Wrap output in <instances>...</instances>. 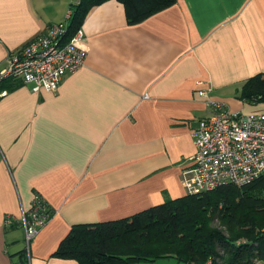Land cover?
Segmentation results:
<instances>
[{"label":"crops","instance_id":"obj_1","mask_svg":"<svg viewBox=\"0 0 264 264\" xmlns=\"http://www.w3.org/2000/svg\"><path fill=\"white\" fill-rule=\"evenodd\" d=\"M79 3L0 0V72ZM79 27L84 64L55 91L0 82V264H77L54 256L74 225L186 196L192 130L264 74V0H174L136 23L106 0ZM35 195L52 215L27 252L20 218Z\"/></svg>","mask_w":264,"mask_h":264},{"label":"trees","instance_id":"obj_2","mask_svg":"<svg viewBox=\"0 0 264 264\" xmlns=\"http://www.w3.org/2000/svg\"><path fill=\"white\" fill-rule=\"evenodd\" d=\"M80 0L70 33L93 6ZM131 23L174 0H118ZM23 83V82H21ZM241 98L264 103V74L249 78ZM52 214L49 215V218ZM217 218L219 224H212ZM54 256L77 264H254L264 262V174L249 185H226L183 196L132 216L71 227Z\"/></svg>","mask_w":264,"mask_h":264},{"label":"built area","instance_id":"obj_3","mask_svg":"<svg viewBox=\"0 0 264 264\" xmlns=\"http://www.w3.org/2000/svg\"><path fill=\"white\" fill-rule=\"evenodd\" d=\"M85 57L83 30L79 27L70 33V23H53L43 35L9 56L0 72V82L15 79L33 92L55 91L62 77L80 68ZM199 94L206 96V91ZM215 107L218 112L200 120L191 133L195 153L181 172V183L189 196L226 185L243 187L264 174V110L244 115L225 110L222 105ZM50 214L42 197L35 195L30 211L20 218L27 252ZM5 222L9 227L12 218L6 217Z\"/></svg>","mask_w":264,"mask_h":264},{"label":"rangeland","instance_id":"obj_4","mask_svg":"<svg viewBox=\"0 0 264 264\" xmlns=\"http://www.w3.org/2000/svg\"><path fill=\"white\" fill-rule=\"evenodd\" d=\"M57 23V22H56ZM244 101V102H243ZM228 108L225 110H235V109H244V111L238 110V112H241L244 115H248L251 113L258 112L262 109H264V103L260 101H253V100H244L241 98V96L233 97L230 104L227 106ZM234 107V108H232ZM230 110V111H231ZM233 112V111H232ZM34 198V197H33ZM46 203V202H45ZM8 217V216H7ZM219 220L217 218L213 219L212 224L217 225ZM36 236V235H35ZM258 262V263H256ZM254 264H264V262L256 261ZM166 262L164 260H157L155 262L147 263V264H165Z\"/></svg>","mask_w":264,"mask_h":264}]
</instances>
